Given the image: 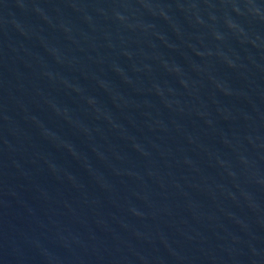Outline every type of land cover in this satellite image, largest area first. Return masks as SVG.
<instances>
[{
  "label": "water",
  "instance_id": "95a60500",
  "mask_svg": "<svg viewBox=\"0 0 264 264\" xmlns=\"http://www.w3.org/2000/svg\"><path fill=\"white\" fill-rule=\"evenodd\" d=\"M0 264H264V0H0Z\"/></svg>",
  "mask_w": 264,
  "mask_h": 264
}]
</instances>
